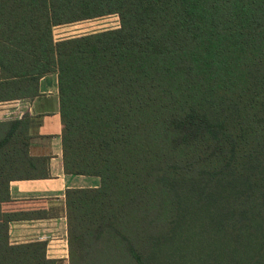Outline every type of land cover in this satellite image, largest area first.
I'll return each mask as SVG.
<instances>
[{
  "label": "trees",
  "instance_id": "obj_1",
  "mask_svg": "<svg viewBox=\"0 0 264 264\" xmlns=\"http://www.w3.org/2000/svg\"><path fill=\"white\" fill-rule=\"evenodd\" d=\"M50 74L65 173L101 182L66 191L70 264H264V0H0V98ZM33 126L0 123V264L61 263L10 242Z\"/></svg>",
  "mask_w": 264,
  "mask_h": 264
},
{
  "label": "crops",
  "instance_id": "obj_2",
  "mask_svg": "<svg viewBox=\"0 0 264 264\" xmlns=\"http://www.w3.org/2000/svg\"><path fill=\"white\" fill-rule=\"evenodd\" d=\"M55 29L56 42L79 37L57 39ZM1 95L0 87V97ZM26 115L34 121L30 155L34 158H46L47 161L39 166L42 176L10 183L11 199L28 202L23 206L25 210L38 215L33 219L11 222L10 242L14 245L46 243L48 259L58 260L60 264H70L66 191L97 188L101 183L100 178L65 173L57 74L47 75L40 80L39 95L33 99L0 98V123L20 120Z\"/></svg>",
  "mask_w": 264,
  "mask_h": 264
},
{
  "label": "rangeland",
  "instance_id": "obj_3",
  "mask_svg": "<svg viewBox=\"0 0 264 264\" xmlns=\"http://www.w3.org/2000/svg\"><path fill=\"white\" fill-rule=\"evenodd\" d=\"M119 27V17L112 15L104 18L58 27L55 29V36L57 39L70 36H81L110 29H117Z\"/></svg>",
  "mask_w": 264,
  "mask_h": 264
}]
</instances>
